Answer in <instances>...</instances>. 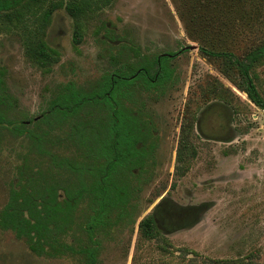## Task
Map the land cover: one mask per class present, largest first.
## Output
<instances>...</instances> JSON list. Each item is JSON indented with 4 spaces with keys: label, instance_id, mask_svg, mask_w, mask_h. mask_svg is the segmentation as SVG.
<instances>
[{
    "label": "rangeland",
    "instance_id": "rangeland-1",
    "mask_svg": "<svg viewBox=\"0 0 264 264\" xmlns=\"http://www.w3.org/2000/svg\"><path fill=\"white\" fill-rule=\"evenodd\" d=\"M50 6L46 1L38 14ZM5 14L0 12V79L15 99L8 113L13 119H37L69 82L85 86L102 75L126 71L140 58L177 53L169 61V83L151 91L133 90L161 133L154 173L139 193L132 218L95 235L97 264H264V109L241 91L230 59L201 52H231L242 60L264 44V0H113L88 20L76 51L71 18L63 9L53 10L44 40L60 57L49 73L28 61L20 31L13 27L14 14ZM28 23L30 30L36 28L34 17ZM130 49L139 55L132 56ZM250 75L264 102V58ZM213 104L228 110V128L218 129L230 132L227 140L209 141L193 129L178 140L179 122L187 121L188 128ZM218 106L206 110V121L214 119L213 109L222 114ZM3 133L0 210L22 151L19 140ZM162 201L197 206V219L162 233L153 218L164 219ZM66 241L83 244L85 235L75 233ZM0 264L85 262L77 253L37 257L12 232L0 229Z\"/></svg>",
    "mask_w": 264,
    "mask_h": 264
},
{
    "label": "trees",
    "instance_id": "trees-1",
    "mask_svg": "<svg viewBox=\"0 0 264 264\" xmlns=\"http://www.w3.org/2000/svg\"><path fill=\"white\" fill-rule=\"evenodd\" d=\"M46 1H51L50 9L38 14ZM53 1L0 0V12L14 14L13 27L20 31L26 58L43 73L51 72L60 57L44 40L50 13L63 9L71 18L76 51L88 20L113 0ZM30 17L37 21L34 30L28 28ZM130 50L132 56L139 55ZM201 52L230 59L238 69L241 91L264 109L250 75L254 64L264 58V44L242 60L231 52ZM176 54L143 57L126 71L102 75L85 86L69 82L37 119L9 118L15 99L0 79V138L9 133L22 147L7 202L0 210V229L12 232L37 257L56 259L77 253L85 264H97L95 235L130 219L153 165L146 123L150 117L134 99L133 90L151 91L169 83L173 71L167 62ZM222 116L228 117L226 110ZM75 233L85 235L83 244L66 241Z\"/></svg>",
    "mask_w": 264,
    "mask_h": 264
},
{
    "label": "flooded vegetation",
    "instance_id": "flooded-vegetation-1",
    "mask_svg": "<svg viewBox=\"0 0 264 264\" xmlns=\"http://www.w3.org/2000/svg\"><path fill=\"white\" fill-rule=\"evenodd\" d=\"M168 54V53H165ZM164 55V54H162ZM158 56V55H157ZM176 56V55H175ZM174 56V57H175ZM173 58V57H172ZM172 58H168V62H167V66L169 68V61ZM141 59V58H140ZM139 59V60H140ZM170 69V68H169ZM218 105L213 104L211 106H209L210 109L211 107H217ZM204 110V112H202L200 114V116H198L195 120H191L192 122H190L188 128H187V121H180L179 122V131H178V136L177 139L181 140L183 135L187 134L188 130L193 129L195 131V133H197V135L199 137H203L207 140H214V141H225L227 140V137L230 136V132H226L225 134H221L219 132V128H228L229 126V122H228V117L226 119L223 118V112L225 114V110L223 111L222 108H220V110L222 111L220 113H215V111L211 110L210 112V117L213 116L214 119L212 120H208L206 121V110ZM226 114L228 115V110H226ZM147 131L150 135V144H151V159H152V167H150L149 169V176H148V180L146 182H144L141 187L140 190L138 191L136 200H135V208L131 214L130 219L132 218L135 210H136V206L139 200V193L142 190V187L147 184L150 180L151 177L153 176L154 173V166H155V157L154 154L156 152V149L159 147V140L158 138H160V131L158 129V125H156V122L154 120H152L151 118H149L147 121ZM186 124V125H185ZM141 131V129H139ZM164 134V132H162ZM187 147L193 148L192 145L189 144V142H187ZM160 205L164 206V219L163 220H159L157 215H154L153 218L155 220V224L156 227L164 234H171L173 232H176L178 230H181L183 228H185L186 226L192 224L196 219L197 216L199 214L200 209L197 206H181V205H175L172 202H168V201H162L160 202ZM129 219V220H130ZM158 224H157V223Z\"/></svg>",
    "mask_w": 264,
    "mask_h": 264
}]
</instances>
